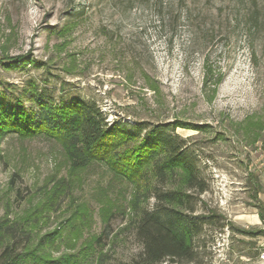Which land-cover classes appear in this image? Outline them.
Instances as JSON below:
<instances>
[{
  "label": "rangeland",
  "instance_id": "obj_1",
  "mask_svg": "<svg viewBox=\"0 0 264 264\" xmlns=\"http://www.w3.org/2000/svg\"><path fill=\"white\" fill-rule=\"evenodd\" d=\"M33 87L94 102L109 123L176 127L208 185L192 216H213L190 264H264V0H0V92L29 108ZM60 180L70 195L35 217ZM130 199L103 167L70 173L55 142H0V219L31 215L64 240L77 228L78 246L106 230L125 264L141 252Z\"/></svg>",
  "mask_w": 264,
  "mask_h": 264
},
{
  "label": "trees",
  "instance_id": "obj_2",
  "mask_svg": "<svg viewBox=\"0 0 264 264\" xmlns=\"http://www.w3.org/2000/svg\"><path fill=\"white\" fill-rule=\"evenodd\" d=\"M21 95L30 102L29 108L24 106V96L0 92V142L10 135L42 137L60 146L70 173L100 166L131 188L127 225H131L141 252L125 264L194 262L200 223H210L213 216L201 221L192 216L195 198L206 192L208 185L199 175L195 156L175 133L176 127L147 129L144 125L109 123L94 102L78 97L56 102L34 87ZM70 189V182L57 181L33 215L42 217L57 207L70 195ZM150 199L154 204L149 208ZM113 215L104 211L105 229ZM79 218L84 224L86 220ZM260 218L263 220L262 213ZM36 224L37 218L31 215L20 221L10 220L6 213L0 219V264H111L112 257L104 250L110 232L104 230L78 246L81 236L77 228L72 227L64 240L60 229L42 234Z\"/></svg>",
  "mask_w": 264,
  "mask_h": 264
}]
</instances>
